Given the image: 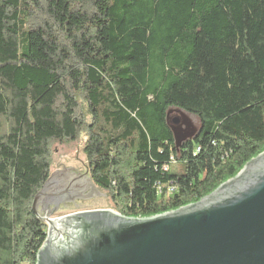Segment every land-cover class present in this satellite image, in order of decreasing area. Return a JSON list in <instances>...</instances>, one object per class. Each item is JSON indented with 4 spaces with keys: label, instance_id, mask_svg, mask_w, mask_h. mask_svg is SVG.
Instances as JSON below:
<instances>
[{
    "label": "trees",
    "instance_id": "obj_1",
    "mask_svg": "<svg viewBox=\"0 0 264 264\" xmlns=\"http://www.w3.org/2000/svg\"><path fill=\"white\" fill-rule=\"evenodd\" d=\"M173 112L199 130L176 137ZM83 135L124 217L234 179L264 153V0H0V264H37L35 198Z\"/></svg>",
    "mask_w": 264,
    "mask_h": 264
},
{
    "label": "water",
    "instance_id": "obj_2",
    "mask_svg": "<svg viewBox=\"0 0 264 264\" xmlns=\"http://www.w3.org/2000/svg\"><path fill=\"white\" fill-rule=\"evenodd\" d=\"M45 186L33 204L48 226L37 264H264V153L200 202L152 218L95 210L52 220L38 211Z\"/></svg>",
    "mask_w": 264,
    "mask_h": 264
},
{
    "label": "rangeland",
    "instance_id": "obj_3",
    "mask_svg": "<svg viewBox=\"0 0 264 264\" xmlns=\"http://www.w3.org/2000/svg\"><path fill=\"white\" fill-rule=\"evenodd\" d=\"M178 120V124L174 123ZM171 125L182 136L192 135L197 132L201 123L193 116L185 112H173L170 114ZM178 136V135H177ZM87 137L83 135L81 139L75 143H65L63 145H55L53 154V171L52 175L65 173L71 176L77 175L90 182V175L86 167V159L84 154V146ZM180 166L173 167V170L179 171ZM92 180V179H91ZM93 192H86L85 198L79 200L75 205H68L64 209L50 214L48 217L52 220L61 219L65 216L95 210H113L116 213V207L109 198L108 193L95 188ZM40 209V208H39ZM38 211L42 213V211ZM44 216L43 214H41Z\"/></svg>",
    "mask_w": 264,
    "mask_h": 264
},
{
    "label": "flooded vegetation",
    "instance_id": "obj_4",
    "mask_svg": "<svg viewBox=\"0 0 264 264\" xmlns=\"http://www.w3.org/2000/svg\"><path fill=\"white\" fill-rule=\"evenodd\" d=\"M88 191L94 190L91 183L83 177L65 173L55 174L40 197V211H44L47 215L53 211L59 212L85 198L84 194Z\"/></svg>",
    "mask_w": 264,
    "mask_h": 264
},
{
    "label": "built area",
    "instance_id": "obj_5",
    "mask_svg": "<svg viewBox=\"0 0 264 264\" xmlns=\"http://www.w3.org/2000/svg\"><path fill=\"white\" fill-rule=\"evenodd\" d=\"M175 163H176V160H175L174 157H172V158H171V164H175ZM164 169L167 170L168 167H164ZM158 190H159V194H160V193H161V189H160V187L158 188ZM175 191H176V188H175V187H170V188H169V194H170V195H172Z\"/></svg>",
    "mask_w": 264,
    "mask_h": 264
}]
</instances>
